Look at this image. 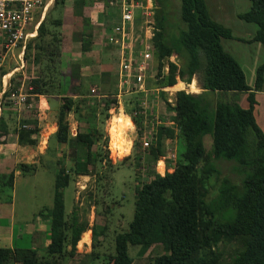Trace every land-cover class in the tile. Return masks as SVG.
Masks as SVG:
<instances>
[{"label": "trees", "instance_id": "16d2710c", "mask_svg": "<svg viewBox=\"0 0 264 264\" xmlns=\"http://www.w3.org/2000/svg\"><path fill=\"white\" fill-rule=\"evenodd\" d=\"M71 1L72 11L68 17L52 19L50 25L55 27L69 22L71 31L90 36L85 32L92 31L90 15L84 12L93 11L92 7H85L84 0ZM153 1L152 43L157 58L154 85L168 86L174 84L176 78L188 82L195 77L201 90L197 93L175 91L171 107L172 127L158 124L153 133L154 140L144 155L148 162L154 163L163 156L162 138H174L177 144L174 165L170 170L165 168L162 174L151 169L150 177L135 187L131 219L125 230L114 234L113 253L103 258V264H131L132 258L127 251L129 245L139 246L138 251L143 252L147 246L157 243L164 252L151 256L150 264H264V134L252 113L253 91L262 81L264 58L256 68L251 88L245 83L239 64L220 45V37H231L230 29L211 19L204 0H178L175 31L167 29V0ZM249 1V9L238 16L257 26L251 39L264 42V0ZM56 2L64 4V0ZM37 16L39 12L33 20L37 22L36 33L27 39L22 50L21 69L29 73L32 68V74L24 78L20 69L18 83L11 86L15 76V72L12 73L1 99H8V94L22 84L27 93L25 110L30 109L26 110L29 112L32 98L39 94H60L56 129L50 136L55 144L76 146L71 147L66 167L62 162L63 155L53 160L57 167L53 170L52 206L46 209L47 244L32 248L0 246V264H62L66 258L72 259L80 234L88 227L85 221L75 219L74 211H71L70 218H66L62 189L70 182L72 174L93 175L98 182L101 170L111 169L114 165L106 141L104 149H92L102 134L93 125H87L88 122L94 123L98 105H102L104 115L116 105L114 92L97 99L81 93L80 86L69 85V78L75 80L78 77L75 64L67 66L70 77L65 75L60 65V33L50 30L44 17L38 22ZM76 17L80 23L75 21ZM100 24L102 31L112 30L118 20L101 13ZM172 57L179 62L170 61ZM165 60L167 70L162 73ZM7 72L0 67V81ZM242 92L246 93L247 107L236 102L237 95ZM4 104L11 106L9 100ZM131 109L141 110L140 104L134 100ZM33 111L36 110L33 108ZM5 112L0 109V143L9 132V125L3 120ZM69 113L77 122L72 136L66 119ZM31 114L29 112L26 119L19 120L16 140L20 145L35 146L37 143L38 128ZM140 116V112L131 116L137 126V136L141 133ZM81 123L84 131L79 130ZM117 128L113 124V134ZM121 137L119 135L118 139ZM179 144L181 151H178ZM79 147H83V159L76 157ZM131 147H137L136 141ZM114 153L119 155L115 158L120 161L129 157L125 151ZM216 160L231 161L230 170L238 178L220 174L214 164ZM16 168L25 175L32 174L37 167L35 163L19 162ZM212 175L216 183L211 186L208 178ZM12 185L13 172L0 173V200L10 202ZM110 203L102 202L106 208L102 213L105 210L109 213ZM93 226L90 227V250L86 255L96 258L92 241L97 232ZM223 242H234L227 259L222 258L220 244Z\"/></svg>", "mask_w": 264, "mask_h": 264}, {"label": "rangeland", "instance_id": "374dc122", "mask_svg": "<svg viewBox=\"0 0 264 264\" xmlns=\"http://www.w3.org/2000/svg\"><path fill=\"white\" fill-rule=\"evenodd\" d=\"M66 1L67 3L64 2L66 4L65 5L61 4L60 2L55 3V0H44V6L42 9V12L44 13L43 19L45 21V25L49 27L50 30L56 32L68 31V27L65 25L66 22H64L63 25L61 24V26L54 27L53 25H50V21L52 19L58 17L63 19L66 16L68 17V15L71 13L72 1ZM207 5L210 16L215 21L228 26L235 36L247 37L249 32L255 29V25L253 23L244 22L243 20L236 17L237 13L245 12L248 9V0H207ZM39 11L41 12V10ZM166 13L168 20L167 29L169 31H175V24L178 21V0H167ZM39 18L40 13L39 16H37V20H39ZM75 21L80 23L79 17H76ZM98 23H100V21ZM179 25L181 26V23H179ZM99 29H101V25L99 26ZM92 31L94 30L92 29ZM133 41L134 40H132V42ZM221 45L224 50L230 52L232 56L239 62L244 70L245 83L248 86H251L253 83L255 66L262 60L263 49L257 48L255 46V42L245 43L235 39H222ZM228 46H230L232 50H230ZM262 47H264V45H262ZM174 59L175 58H173V60ZM153 63H155V58L152 60V64ZM1 67L8 70V73L6 76H4L2 82L0 81L1 87H3L4 83L6 86L8 78L14 72L15 76L10 84L11 86L16 85V83H18L17 75L20 74L19 71L21 69L19 68L18 60H15L14 57L7 59ZM30 69L31 70H29V73L22 71L21 69L24 78H26L27 75L30 76L32 74V68ZM148 78L149 77H147V79ZM179 85H177V87H179ZM262 88H264V80L262 83ZM81 91V93H85L86 89L82 87ZM156 95L157 96H153V100L158 106L157 111L163 115L161 116V119L165 120L164 116L166 117L165 114H167V112L170 110V105L166 102V92L158 91ZM138 98V96L133 97L132 95H122V97L119 98L120 105L116 104L114 107L109 109L107 111V115H104L102 105H98L97 109L95 110L94 123L88 122L87 124L89 126L93 125V127L98 129L102 134L97 140L96 144L92 146L93 150L95 147H101L104 149V144L106 141L108 152L110 153V151L113 150L111 151V157L115 155L114 152L116 151L127 152V150L129 152V157L123 161L114 159V165L111 167V169L103 168L101 170L102 174L101 177H99L98 182L94 180L95 176L93 175L89 176L72 174L70 182L62 189L64 213L66 214V218L67 216L70 218L71 211H74V216L76 217L75 219L77 221H85L89 229L94 225L93 228L97 232L96 238L92 241V251L93 253H96V258H93L90 255H84L82 257L79 254H76L74 257H72V259L66 258L62 264H103V258H105L108 254L113 253L114 234L116 232L125 230L127 223L131 219L133 211V193L135 187L150 177L151 174H149V171L151 169L155 171L156 161L154 163L150 161L148 162L144 156L151 141L154 140V134L151 132V120L146 122V126H143L144 122L141 118L142 116H140L138 121L140 122L139 125L142 128V131L140 136H137V126L131 121V119L129 121L126 116L121 114H129V110L133 106L134 100ZM256 99L258 101L256 108L262 107L264 96L260 95ZM151 102L152 98L149 97L146 102L148 104L146 105V108L151 105ZM236 102L242 107H246L247 105L246 100H244L241 104L239 103L238 99ZM4 103H8V99L5 98V100H2L0 96V109H4V111H6L5 114H3V120L9 125L10 134H13V131L17 133V113L13 112V109H11L8 104ZM33 108L36 110V103H32V109L29 111L31 113H36V111H33ZM159 108L161 110H159ZM18 110L20 115L23 112H27L25 111V107H20ZM162 112L164 113L162 114ZM129 116L131 118V115ZM254 116L255 120L257 121L256 114H254ZM55 118V112L54 114L52 112V114H46L45 118L40 120L47 133L51 132V129L49 130V126L51 123H53ZM115 118L119 119V125H115V128L119 127L120 129L118 131L114 129L116 130V133L114 132L115 134H113L112 127L113 120ZM154 119H152V121ZM131 125H133L134 129L129 128ZM79 127V130L84 131L82 123ZM69 134L71 136L74 134V129L72 126H70V124ZM50 135L51 133L47 138L48 147L45 149V153L40 157L39 160L35 159V156H31L30 147L27 148V150L26 148L20 150V156L22 157L21 160L29 159L28 162L35 163L37 168L33 174L27 173L25 175L17 176L10 192V195L12 196V207L14 210L15 224H18L22 230V240L19 247H28V243L37 244L40 241L41 237L39 236V233H37L38 231L34 230L33 226H30V233L25 234L23 224L27 223V225H35L36 220H34V217L43 216L45 214L47 215L46 209L52 206L53 201V170L57 167V165L53 164V160L55 157H62L63 155V159H61L66 167V165H68V154L72 149L71 147L76 146L57 143L55 144ZM119 135L122 137L118 139ZM7 138H13V135H8ZM144 140H147L148 144L146 146L142 145ZM133 141H136L137 144V147L134 149L131 147ZM205 142H208L207 138L205 139ZM43 143L44 142L42 139L39 137V135H37L36 145H39L40 148H44ZM161 143L163 155L166 157L165 161L167 166L172 168L176 160L177 144L174 140H170V138H162ZM108 146H110L111 149ZM82 149L83 147H79L77 149L76 157L78 159H83ZM181 149L182 146L179 144L178 151H181ZM122 155L123 154H120V156ZM135 155H139V158H135ZM171 155H174L175 157L172 158ZM214 164L219 169L220 174H225L232 179L238 178V176L230 170V166L232 164L231 161L216 160L214 161ZM157 170L161 174L163 173V167L161 163L157 165ZM208 182L211 186L215 185V176L212 175L209 177ZM103 201L104 203L106 202L112 204L109 208V213H107V210L102 213V209H106L105 204L104 206L102 204ZM112 201L114 202L112 203ZM99 231H101V234H98ZM82 238L83 240H89L88 242H90V234H84ZM81 243L82 242L78 244V249L81 248ZM233 245L234 242H223L220 244L223 259H227L229 257ZM138 249L139 246L136 245H129L127 247L128 254L132 258L131 264H150L149 262L151 256L164 252L162 246L158 243L147 246L143 252L138 251Z\"/></svg>", "mask_w": 264, "mask_h": 264}, {"label": "crops", "instance_id": "0c3cea01", "mask_svg": "<svg viewBox=\"0 0 264 264\" xmlns=\"http://www.w3.org/2000/svg\"><path fill=\"white\" fill-rule=\"evenodd\" d=\"M64 2L67 3L66 0H64ZM248 2H249V6H250V1L248 0ZM204 4H205V8L207 10V13L210 16V14L208 12L207 0H204ZM151 5H152L151 11L154 13L155 3L153 0H151ZM84 6L88 7V6H86V4H84ZM248 9H249V7H248ZM105 10L110 11L109 8H105ZM84 13H89L90 16L88 18L91 22L92 29L94 30V31H85L86 34L87 35L90 34V36H84V35L81 36L80 31H71V25L69 24V22H66V24H65L68 27V31H58L60 33V37H61V43H60L61 44L60 45L61 70L64 71L65 75L69 76L70 71L68 70L67 66L72 63V64H75L74 67H75L76 73L78 75L77 79H75V80H73V78L72 79L69 78V85L80 86V89H82V87H83L86 89L85 93L87 95H89L91 97H96L97 99L106 96V94H109V92H114L113 95L116 98V104L117 105H120L119 98H121L122 95L123 96L124 95H132L133 97L138 96L139 98L135 99V100L140 104V108H141L140 113L142 116L141 118L144 122L143 126H146L147 119H151V124H152L151 132H153V133L155 132V127L158 124H162L164 126L172 127L171 116L173 115V111L171 110V107H172L173 102H174V93L177 90H184L185 92H193V93L200 92L201 89L196 84L194 77H191L188 82H185V81L180 80L179 78H176V82L172 85L156 87L154 85L153 81L155 79L154 74L156 71L157 58L154 54V47H153V43H152V38L151 37L149 38L150 33H149V31H146V37L144 35V38H142V42H143V40H145V42L150 45V49L148 51L150 56L145 60V68H144V71L142 72L143 79L141 82H139L137 84V90L136 91H130L129 89L127 90L125 88L120 89L118 86V81H117L118 59H119L118 58V52H119L120 37L118 34L112 33V31H110V30L102 31L101 29H99L100 23H98V22L101 21V15L99 12H97L95 14L92 11L87 10ZM242 13H244V12H242ZM242 13H237L236 17L238 19H241L238 15H240ZM43 15H44V13L42 12L39 20H37L38 22L43 18ZM211 19H213V18L211 17ZM241 20H243V19H241ZM243 21L247 22L245 20H243ZM63 23H62V25H63ZM218 23H220V22H218ZM249 23H253V22H249ZM67 24H69V25H67ZM135 24H136V22H135ZM223 26H225V25H223ZM226 27H228V26H226ZM256 27L257 26L255 25V29L253 31H250L247 37L235 36L232 33L231 29L228 27L230 29L231 37H228V38L220 37V39H219L220 45H221L222 39H235V40L242 41L245 43L255 42V44H256L255 46L257 48L263 49V54H262L263 56H262V60H261V62H262L263 58H264V47H262V45H264V42H259L257 40L251 39L253 37V35L255 34ZM78 28H80V26H78ZM132 32H133V35L134 34L142 35V33L140 31H132ZM35 33H36V31H35ZM140 40H141V38L138 39V43L135 42V45H134V47H136L135 49L142 47V42L140 43ZM221 47H222V45H221ZM228 48L230 50H232V48L230 46H228ZM222 49L224 50L223 47H222ZM224 51L228 52L227 50H224ZM228 53L232 56V54L230 52H228ZM154 58H155V63L152 64V60H154ZM169 59H170V61L179 62L178 59L177 60L176 59L173 60V58H169ZM236 62L239 64V62L237 60H236ZM261 62L255 66L253 83L251 86H249L251 88H253V85L255 82L256 68L258 65L261 64ZM239 66L244 73V70L240 64H239ZM14 69H15V67H14ZM69 69H70V67H69ZM166 70H167V65H166V60H165L163 62L161 72L165 73ZM147 77H149V78L147 79ZM2 79L3 78H1V82H2ZM244 79H245V74H244ZM263 80H264V71L262 72V81H261L260 86L256 90L253 91V95H254L253 98L255 100V103L253 105L252 113H253L254 120H255L254 114H256L257 121L255 120V122L264 134V99L262 101V107L256 108V106L258 105V101L256 98L260 95L264 96V88H262ZM176 84H180L179 87L175 88L174 85H176ZM8 85H9V83L7 80L6 88L8 87ZM6 88H4V89H6ZM113 88L115 89L114 91H112ZM172 88H174V89H172ZM158 91L166 92V95H167L166 102H167V104L170 105V108H169L170 110L167 112V114H165L166 117L164 116L165 120L161 119V116H163V115H161V113L159 111H157L158 106L155 104V102L153 100V96H157L156 93ZM0 96H1V94H0ZM149 97L152 98L151 105H149L148 108H145L146 105H148L146 102H147V99H149ZM237 99H238L239 103L241 104L244 100H246V93H240L239 95H237ZM31 100H33V101L30 102V104L36 103V113H32L31 116L36 119V127L38 128V135L42 139V141L44 142L43 143L44 148H40L39 145H35V146L20 145L16 140V132L15 131H13V134H10L9 133L10 131H9L6 135H4L2 137L3 141L0 143V173L2 174V173H8L9 171H12L13 172V183H14L16 177L21 175L19 173L18 169L16 168V164L19 162L31 163V162H28L29 159L21 160L22 157L20 156V150H23V148H26V150H27V148L30 147L31 148V156H33V157L35 156V159L38 160L39 156L41 157L45 153L48 135L56 129V124H55V120H54L53 123H51L49 126V130L51 129V132L47 133L45 130V127L42 125L40 120L44 119L46 114L50 115V114H52V112H53V114L55 112V116H56V111H57L58 105L60 104V94H39L36 98H34V99L32 98ZM246 103H247V100H246ZM246 107H247V105H246ZM11 109H13L15 111V113H17L16 128H18L19 120L22 118L26 119V117H28V115H27L28 113L23 112L20 115L19 112L16 111L14 108L11 107ZM159 110H161V109L159 108ZM163 113L164 112H162V114ZM121 114L126 116V118H128V120L130 121L131 118H130L129 114H123V113H121ZM154 117H155V119H154ZM66 119L68 120V123L70 124V126L73 127L74 132H75L77 122L74 119L73 115L71 113H69L67 115ZM152 119H154V120L152 121ZM159 121H161V122H159ZM155 122H157V123H155ZM129 128L134 129L133 125H131V127H129ZM119 129L120 128L118 127L117 131ZM141 131H142V128H141ZM8 135H11V136L13 135V138L8 139L7 138ZM108 135H109V132H108ZM170 140L175 141L174 138H170ZM108 147H110V146H108ZM129 148H130V146H129ZM110 149H111V147H110ZM111 151H113V150H111ZM111 151L109 153L110 156H111ZM127 153H129L128 150L124 154H127ZM116 156H119V155L115 154L112 158L116 159L115 158ZM165 158L166 157L163 155L156 161L155 170L157 172H159L157 170V165L159 163L162 164L163 171L165 170V168H167L168 170L171 169L170 167L167 166ZM32 162H34V161H32ZM34 220H36L35 225H27V223L23 224L24 225V233L29 234L30 233L29 227L33 226L34 230L38 231L37 233H39V236L41 237V239L37 244L36 243H28L27 246L30 248L34 247L35 245H38L39 247H44L48 242V225L49 224H48L47 215L45 214L43 216L34 217ZM21 231H22L21 227H19L18 224H15L14 210L12 207V196H11L10 202H6V201L1 199L0 200V246L10 247V248L19 247V245L21 244V240H22L21 239ZM84 234L89 235L90 229L87 228L85 231H83L80 234V238L78 239V241L76 243V254H79L80 256L86 255V253H88V251L90 250V247H89L90 242H88L89 240L88 241L83 240V238H82V236ZM80 242H82L81 248L78 249V244Z\"/></svg>", "mask_w": 264, "mask_h": 264}, {"label": "built area", "instance_id": "2783aa9c", "mask_svg": "<svg viewBox=\"0 0 264 264\" xmlns=\"http://www.w3.org/2000/svg\"><path fill=\"white\" fill-rule=\"evenodd\" d=\"M84 4L92 7V12L95 14L105 13L118 20V25L110 30L120 37L118 86L120 89L136 91L137 84L143 79L145 60L150 56L148 52L150 45L145 40L142 42V38L144 35L146 37V31H149V38H152V31H154L151 0H84ZM43 6L44 0H0V67L7 59L14 57L21 68L23 45L35 34L37 22L33 20L36 13L42 14ZM105 8H109L110 11ZM132 31H140L142 35H133ZM139 38H141L142 47L135 49V42L138 43ZM4 88H6L5 83L1 87L0 94ZM27 89L29 90L30 86ZM26 96L23 85L19 84L8 94L11 107L18 112L20 107H26ZM139 112L141 110L131 109L130 115L135 116ZM150 120L147 119V121ZM147 144V140L142 142L143 146ZM171 157L173 158V155Z\"/></svg>", "mask_w": 264, "mask_h": 264}, {"label": "bare ground", "instance_id": "6f19581e", "mask_svg": "<svg viewBox=\"0 0 264 264\" xmlns=\"http://www.w3.org/2000/svg\"><path fill=\"white\" fill-rule=\"evenodd\" d=\"M175 88H177V86H176ZM118 122H119V119H116V118H115V119L113 120V124H114V125H119ZM116 144H117V143H116Z\"/></svg>", "mask_w": 264, "mask_h": 264}]
</instances>
